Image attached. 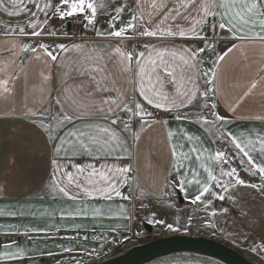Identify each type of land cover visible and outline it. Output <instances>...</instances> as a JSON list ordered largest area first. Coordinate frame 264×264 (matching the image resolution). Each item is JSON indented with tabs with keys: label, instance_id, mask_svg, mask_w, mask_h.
<instances>
[{
	"label": "snow or ice",
	"instance_id": "6c2138e0",
	"mask_svg": "<svg viewBox=\"0 0 264 264\" xmlns=\"http://www.w3.org/2000/svg\"><path fill=\"white\" fill-rule=\"evenodd\" d=\"M0 13L27 18L16 25L0 21L5 36L35 41L17 40L5 47L0 56L7 53L13 60H5L0 71L6 72L16 59L23 68V57L43 63L47 70L40 74L44 84L53 81L55 71L57 87L48 90L39 108L24 112V118L46 136L52 149L51 194L74 202L132 200L123 189L132 192L133 185L139 188L133 175L138 171L132 163L133 150L138 156L144 131L159 125L165 131L170 153L167 184L186 196L195 186L191 204L201 203L207 208L216 200H227L238 206L235 193L240 188L264 196V134L230 131L228 119L219 111L226 95L219 76L222 62L234 51L264 49V0H0ZM99 15L107 17L106 28L96 26ZM69 18L78 20L94 39L70 45L44 42V37L61 34L55 28L56 20ZM218 37L240 43L217 52ZM126 38L141 40L129 50L122 47ZM188 41H201L203 46L194 48ZM10 75L15 78L14 73ZM257 75L264 80V67L257 69ZM8 82L0 80L4 93L10 91ZM257 86L254 80L236 101H225L227 111L235 113ZM192 108L197 111L189 112ZM164 113L180 124L202 125L226 147L217 148L213 154L202 137L184 127L174 130L168 119H161ZM255 119L264 120V116ZM241 172L249 178L244 179ZM139 195L147 193L140 191ZM118 207L122 213L126 211L123 204ZM221 211L227 213L229 209ZM90 212L95 218L103 210L86 203L59 209L61 219L87 217ZM18 214L24 215L23 211L0 209V216ZM166 226L176 230L172 224ZM8 227L6 235L44 231L28 228L17 233L11 231L14 226ZM259 240L250 251L264 260V237ZM15 243L3 247L13 249ZM24 255V249L6 250L0 252V260L13 261Z\"/></svg>",
	"mask_w": 264,
	"mask_h": 264
},
{
	"label": "crops",
	"instance_id": "0c3cea01",
	"mask_svg": "<svg viewBox=\"0 0 264 264\" xmlns=\"http://www.w3.org/2000/svg\"><path fill=\"white\" fill-rule=\"evenodd\" d=\"M26 19L25 16L9 18L0 13V21L12 25L25 23ZM70 21L75 19L69 18L62 22L56 20L55 28L61 34L56 38L44 37V42L70 45L72 42L80 43L94 39V36L88 37L83 34L80 37L71 36L70 27L67 28V23ZM106 21L105 16V22L96 26L106 28ZM3 32L4 29L0 26V52L17 40L35 43L32 38L5 36ZM140 40L141 38H126L122 47L130 50L136 47ZM156 42L172 43L171 41ZM179 43L182 42H177L178 45ZM188 43L194 48L197 45L203 46L201 41H188ZM232 43L240 42L231 38L218 37L216 51L223 52ZM205 58H208L207 54ZM23 59L25 60L23 68L18 67L20 60L16 59L15 63H9L6 72L0 71V80L7 79L9 81L7 87L10 90L4 93L0 88V209L24 213L15 217L0 216V226H2L0 227V252L19 248L25 250V255L24 258L13 261L0 260V264H56L66 259L76 260L73 257L80 253L86 257L97 256L103 251L115 248L118 244H127L131 236H143L142 228L146 229L142 226V222L151 217L155 218L152 223H149V220L147 222L151 227L160 224L155 221L162 220L163 225L172 224L182 233L185 232L181 227L187 223H189L187 226L198 223L201 230L196 235L220 239L240 251H250V246L254 242L259 243V238L264 237V196L260 193L249 188H240L235 193L238 206H233L227 200H216L205 208L204 204L190 203L196 193L195 186L189 188L186 196L178 187L173 188L167 184L170 153L165 131L159 125L144 131L138 156L133 150V167L138 168L133 175L137 176L139 188L133 185L132 192L128 188L123 189L124 195L133 196L132 200L124 201L114 198L113 201H104L96 198L74 202L51 194L49 184L54 167L51 163L54 158L52 149L46 136L24 118V112L26 108H39L40 102L47 99L48 90L57 87V79L54 71L53 81L50 84H44L40 74L41 72L46 74L47 70L43 63L29 61L27 57ZM5 60L11 62L13 58L7 53L0 56V69L5 67ZM261 67H264V49L255 47L234 51L219 68L220 80L226 94L221 100L219 111L228 119L227 127L232 132L247 133L248 130H252L254 133L264 134V120L255 119L257 116H264V80H260L257 75V69ZM12 73L15 74V78L10 75ZM254 80L258 81L257 88L239 103L235 113L227 111L225 101L228 103L236 101ZM237 85L243 87H237ZM188 111L195 112L197 109L192 108ZM161 119H168L169 125L174 130L184 127L192 134L202 137L204 145L210 148L213 154L217 148L226 147L214 140L213 134L206 131L202 125L187 121L180 124L170 119L169 114ZM80 162L82 161H77V163ZM121 163H128V161H121ZM215 171L218 173L219 169L216 168ZM241 175L246 180L249 178L243 172ZM72 191L74 192L75 189L73 188ZM140 191H144L147 195L140 196ZM178 197H181L183 202L180 203ZM77 203L99 207L103 213L95 218L90 212L87 217L61 219L59 209L75 207ZM121 204L126 209L123 213L118 207ZM225 207L229 209L227 213L221 211ZM213 212L216 214L212 215ZM125 216L127 218H124ZM9 225L14 226L11 231L17 233H23L28 228L44 231L29 232L28 235H6L4 233L10 231ZM77 225L79 228L76 227ZM93 237H99V239H93ZM12 241L16 242L13 249L3 247ZM80 244H95L98 249L87 254L82 248H72ZM66 248L70 251H64ZM255 258L261 260L257 254Z\"/></svg>",
	"mask_w": 264,
	"mask_h": 264
},
{
	"label": "water",
	"instance_id": "95a60500",
	"mask_svg": "<svg viewBox=\"0 0 264 264\" xmlns=\"http://www.w3.org/2000/svg\"><path fill=\"white\" fill-rule=\"evenodd\" d=\"M70 23H67L69 29ZM181 203L183 199L178 197ZM142 226L151 231L149 223ZM193 253L216 259L224 264H255L234 247L219 239L188 234H167L132 246L122 253L94 264H144L159 257Z\"/></svg>",
	"mask_w": 264,
	"mask_h": 264
},
{
	"label": "rangeland",
	"instance_id": "374dc122",
	"mask_svg": "<svg viewBox=\"0 0 264 264\" xmlns=\"http://www.w3.org/2000/svg\"><path fill=\"white\" fill-rule=\"evenodd\" d=\"M154 219L155 218L151 217L148 219L147 218L144 219V221H146V222H148V220L154 221ZM187 224H189V223H187ZM187 224L185 226L181 227L185 233H182V232L178 231L177 229L175 231L170 230L167 228V226H165L163 224H155L154 226H152L151 231L143 230V228H142L143 236H141V237L131 236L129 238V241L127 244L126 243L125 244H118L115 248L109 249L105 252L103 251V252L99 253L97 256L91 255L90 257H88V256L86 257V256H82L81 253L79 255L76 254L73 257L76 260L71 261V260L66 259V261L56 263V264H94V263L109 259L111 257H114L118 253H121V252L125 251L126 249H128L132 246L144 243L150 239H154L156 237L164 236L167 234H188V235L198 236L196 234L198 233L199 230H201V229H199L200 225L198 223H196V225H194V226H190V225L187 226ZM73 247L82 248V249L86 250L87 254L89 252L93 253L98 249L97 245H95V244H91V245L80 244V245H74V246H72V248ZM4 251H6V250H4ZM4 251H1V252H4ZM238 251H240V250H238ZM240 252L242 254H244L253 263L264 264V260L256 259L255 254L252 253L251 251H245V250L243 251L242 250ZM144 264H224V263H222L216 259L206 257L204 255L193 254V253H177V254H171V255L159 257L157 259H154V260L147 262V263H144Z\"/></svg>",
	"mask_w": 264,
	"mask_h": 264
},
{
	"label": "built area",
	"instance_id": "2783aa9c",
	"mask_svg": "<svg viewBox=\"0 0 264 264\" xmlns=\"http://www.w3.org/2000/svg\"><path fill=\"white\" fill-rule=\"evenodd\" d=\"M105 22V16L99 15L98 19H97V24L96 25H101ZM70 33L71 36H78L80 37L82 34L84 36H94V34L91 31H85V29L83 27H81L80 22L75 20V21H70ZM209 35L211 36V33H209ZM167 115V113H164L162 117H165Z\"/></svg>",
	"mask_w": 264,
	"mask_h": 264
},
{
	"label": "trees",
	"instance_id": "16d2710c",
	"mask_svg": "<svg viewBox=\"0 0 264 264\" xmlns=\"http://www.w3.org/2000/svg\"><path fill=\"white\" fill-rule=\"evenodd\" d=\"M121 253H122V252H121ZM118 254H120V253H118ZM118 254H117V255H118Z\"/></svg>",
	"mask_w": 264,
	"mask_h": 264
}]
</instances>
